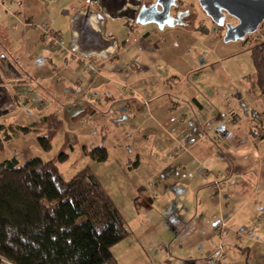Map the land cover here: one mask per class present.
I'll use <instances>...</instances> for the list:
<instances>
[{
    "label": "crops",
    "instance_id": "0c3cea01",
    "mask_svg": "<svg viewBox=\"0 0 264 264\" xmlns=\"http://www.w3.org/2000/svg\"><path fill=\"white\" fill-rule=\"evenodd\" d=\"M87 7L85 0H0V34L9 22L13 46L23 44L0 58V126L15 130L6 155L19 165L48 156L35 140L49 123L29 133L21 127L56 117L58 154L108 152L103 165L119 199L102 186L126 223L140 220V257L264 264V136L257 134L264 127L254 118L264 117V96L250 38L226 43V30L197 13L164 31L107 20L105 37L117 41L107 60L55 50L43 27L52 25L68 47L73 17Z\"/></svg>",
    "mask_w": 264,
    "mask_h": 264
},
{
    "label": "trees",
    "instance_id": "16d2710c",
    "mask_svg": "<svg viewBox=\"0 0 264 264\" xmlns=\"http://www.w3.org/2000/svg\"><path fill=\"white\" fill-rule=\"evenodd\" d=\"M250 57L264 96V23L254 34ZM254 118L264 127V117ZM46 122L49 127L38 142L49 152L62 127L59 119L47 117L21 131L29 133ZM14 134L0 126V155L5 156L0 161V264H119L112 248L131 231L96 174L87 167L66 180L59 167L68 159L65 153L19 165L6 155ZM257 134L264 136L262 130ZM87 155L98 164L109 157L104 148Z\"/></svg>",
    "mask_w": 264,
    "mask_h": 264
},
{
    "label": "water",
    "instance_id": "95a60500",
    "mask_svg": "<svg viewBox=\"0 0 264 264\" xmlns=\"http://www.w3.org/2000/svg\"><path fill=\"white\" fill-rule=\"evenodd\" d=\"M88 7L75 14L71 23L72 38L68 50L83 58L107 60L117 53L116 39L105 37L107 20H125L138 26L156 25L160 31L183 27L180 13L171 14L177 0H85ZM202 13L225 29L224 42L243 41L255 34L264 23V0H196ZM228 18L238 21L226 23Z\"/></svg>",
    "mask_w": 264,
    "mask_h": 264
},
{
    "label": "rangeland",
    "instance_id": "374dc122",
    "mask_svg": "<svg viewBox=\"0 0 264 264\" xmlns=\"http://www.w3.org/2000/svg\"><path fill=\"white\" fill-rule=\"evenodd\" d=\"M185 6H189L188 1H183ZM3 20L7 18V16L3 15ZM114 22L113 24H116L117 26L121 22ZM9 22H5V25L2 28V35L0 40L2 41L3 46H0V58L2 56H7L9 57L10 55L16 56L18 53L21 52V48L23 47V44H18L16 47L13 46L14 43L12 41V36L10 32L8 31L9 28ZM66 38L68 37L66 32H65ZM250 45L251 47L253 46V41H254V34L251 35L250 37ZM249 53V52H248ZM247 54V52H246ZM3 88H6V90L10 91L6 84L2 85ZM61 143L55 142L52 143V148L49 152H46L40 144H37L35 140V148L36 150H41V152L47 153L48 156H43V159L45 161H50L52 160V156L57 154L59 156V150L61 148L60 146ZM45 155V154H44ZM60 170L62 176L66 180H71L74 176H76L79 172L84 170L85 168L89 167L93 171V173L96 174L97 177L100 179V183L105 187V189H109L110 193L115 196L116 200L119 199L120 195L118 194L116 190V182H112V180L109 177L110 170L109 167L104 166L103 164H98L91 162L90 159H86L82 154H80L78 151H75L73 154L69 156L68 159H66L65 162L60 163ZM121 171V170H120ZM119 171V172H120ZM109 180V184L107 182L105 185L103 184V181ZM123 179L118 180L121 182ZM126 180V179H125ZM118 185L120 186L121 184ZM114 198V199H115ZM127 221V219H126ZM129 221V219H128ZM132 224V223H131ZM129 223H126L127 227L130 229V231L133 232L131 235L122 241L121 243L115 245L112 248V254L113 256L117 259L119 264H160L158 262L157 258L155 257L153 252L147 251L148 255H144L140 257V220H137V222H133L131 225Z\"/></svg>",
    "mask_w": 264,
    "mask_h": 264
},
{
    "label": "built area",
    "instance_id": "2783aa9c",
    "mask_svg": "<svg viewBox=\"0 0 264 264\" xmlns=\"http://www.w3.org/2000/svg\"><path fill=\"white\" fill-rule=\"evenodd\" d=\"M43 33L45 36L48 37L51 45L54 47L55 50H58L59 52H68V48L66 47V44H65V40L62 36L61 33L55 31L52 27V25L50 24H46L44 27H43ZM72 54V53H71ZM74 58L78 59L80 58L79 56L77 55H74L72 54ZM85 62V61H84ZM85 65H87L90 69H92L93 71H98V65H92L90 63H84ZM237 116L235 114V112H232L229 116V122L230 123H234L236 121ZM221 136H219L220 138ZM210 191L212 193V195L215 197V198H219L220 195H221V188L219 187V184L218 182H214L213 184L210 185ZM225 225H222V228H224ZM221 229V228H220ZM223 256L221 255L219 257V260H209L207 264H219V261L222 260Z\"/></svg>",
    "mask_w": 264,
    "mask_h": 264
},
{
    "label": "flooded vegetation",
    "instance_id": "af4514ba",
    "mask_svg": "<svg viewBox=\"0 0 264 264\" xmlns=\"http://www.w3.org/2000/svg\"><path fill=\"white\" fill-rule=\"evenodd\" d=\"M145 1L147 2L148 6L154 4L153 0H145ZM183 1H188L190 5L188 7L185 6ZM177 3L179 6L177 8H172L171 14L173 17H177V15L180 13V18L184 26H186L192 19L194 20L196 18L197 13H202L198 5V2L196 0H177ZM228 22H231L233 25H236L238 23V21L233 18H228L226 20V23Z\"/></svg>",
    "mask_w": 264,
    "mask_h": 264
}]
</instances>
